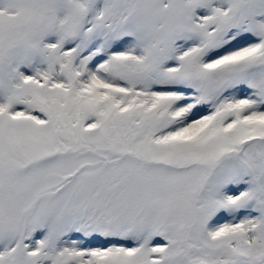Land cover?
<instances>
[{"label": "snow or ice", "instance_id": "obj_1", "mask_svg": "<svg viewBox=\"0 0 264 264\" xmlns=\"http://www.w3.org/2000/svg\"><path fill=\"white\" fill-rule=\"evenodd\" d=\"M0 264H264V0H0Z\"/></svg>", "mask_w": 264, "mask_h": 264}]
</instances>
